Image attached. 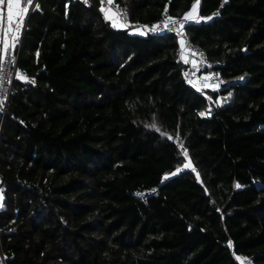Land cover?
<instances>
[{
    "label": "trees",
    "instance_id": "trees-1",
    "mask_svg": "<svg viewBox=\"0 0 264 264\" xmlns=\"http://www.w3.org/2000/svg\"><path fill=\"white\" fill-rule=\"evenodd\" d=\"M111 1L143 24L195 4L188 36L242 80L213 102L176 35L40 0L0 140L8 264H264V0Z\"/></svg>",
    "mask_w": 264,
    "mask_h": 264
},
{
    "label": "built area",
    "instance_id": "built-area-1",
    "mask_svg": "<svg viewBox=\"0 0 264 264\" xmlns=\"http://www.w3.org/2000/svg\"><path fill=\"white\" fill-rule=\"evenodd\" d=\"M40 0H32L31 5L26 6V11L23 12L22 22L20 21L19 13L25 7L23 0H19L20 6L17 7L16 14L12 18V23H7V7L0 5V9L4 10L5 20L3 26H0V140L2 136V126L6 117L11 96L13 93L15 79L18 75L19 56L23 46V39L28 29V24ZM84 7H90L93 0H76ZM104 9L105 14L111 19L118 21L121 27L138 28L142 27L148 34H173L176 35L180 41H183L182 49L185 56V61L189 66L188 79L191 84L197 86L202 93H207L209 90L219 91L221 86V70L217 64L211 60L206 51L198 44L194 43L186 32V27L192 23L200 20L201 15L198 13L194 15L195 18L187 20L184 17L174 19L176 24L161 20L155 24H143L136 20H132L129 14L124 10L122 5L110 0H97ZM220 10H215L211 16H219ZM183 24V28L179 25ZM205 80L212 84L208 86ZM5 179L0 173V208L3 205V193L5 191ZM156 189L152 188L136 193L138 197L144 198L146 195L152 194ZM1 210V209H0ZM235 257L239 264H256L252 256L246 254H237ZM239 258V259H238ZM0 264H8V256L2 248V241L0 237Z\"/></svg>",
    "mask_w": 264,
    "mask_h": 264
},
{
    "label": "snow or ice",
    "instance_id": "snow-or-ice-1",
    "mask_svg": "<svg viewBox=\"0 0 264 264\" xmlns=\"http://www.w3.org/2000/svg\"><path fill=\"white\" fill-rule=\"evenodd\" d=\"M111 2V0H110ZM16 4L18 7L20 6L19 4V0H0V5H6L7 7V21L9 23V25H11L12 23V13H11V9L13 7V4ZM32 0H23V4L25 5V7H23L21 9V12L18 14L20 17V21L22 22V18H23V12L26 11V6L31 5ZM196 11V7L195 4L193 5L192 9H190L189 13H186L184 16V19L187 20L189 18H195L194 13ZM111 19V17H109ZM5 20V13L3 9H0V26H3ZM168 22H171L173 24H176V21L171 20V18L169 17L167 19V21L165 22V27L168 26ZM114 23H116V21H114ZM180 28H183V24L181 23L179 25ZM181 44H183V41H181ZM185 167H188V165H185ZM239 259V258H238Z\"/></svg>",
    "mask_w": 264,
    "mask_h": 264
},
{
    "label": "rangeland",
    "instance_id": "rangeland-1",
    "mask_svg": "<svg viewBox=\"0 0 264 264\" xmlns=\"http://www.w3.org/2000/svg\"><path fill=\"white\" fill-rule=\"evenodd\" d=\"M195 15H197V14H195ZM7 20V19H6ZM114 21H116V20H114ZM7 23H8V21H7ZM116 23H118L117 21H116ZM134 32H142V30L141 29H136ZM223 79V78H222ZM242 80V78H234V79H223L222 81H223V83H222V81H221V86H222V88L221 89H223V88H225V87H227V85L228 84H230V83H233V82H236V81H241ZM212 83L211 82H209V83H207V85L208 86H210ZM220 89V90H221ZM213 102L215 101V100H213V98L210 96L209 97ZM230 98H231V94H228V95H221L219 98H218V101H216V103L218 102L219 104H224V103H228L229 101H230ZM212 110V107L211 106H209L208 108H207V110L204 112L205 114H209L210 113V111ZM185 165H188V167H190V168H193L192 167V165H191V163L190 162H186V164ZM185 167V166H184Z\"/></svg>",
    "mask_w": 264,
    "mask_h": 264
},
{
    "label": "bare ground",
    "instance_id": "bare-ground-1",
    "mask_svg": "<svg viewBox=\"0 0 264 264\" xmlns=\"http://www.w3.org/2000/svg\"><path fill=\"white\" fill-rule=\"evenodd\" d=\"M39 4V3H38ZM102 8V7H101ZM102 10L104 11V9L102 8ZM125 10V9H124ZM104 14H105V12H104ZM105 16L108 18V16L105 14ZM130 16V15H129ZM31 19V18H30ZM108 19H110V18H108ZM110 20H112V21H114L115 19H110ZM118 22V21H117ZM29 23H30V21H29ZM119 24V23H118ZM29 25V24H28ZM120 25V24H119ZM27 32V31H26ZM24 38H25V36H24ZM23 44H24V39H23ZM22 50H23V46H22V49H21V52H20V56H21V53H22ZM20 56H19V59H20ZM18 69H19V65H18ZM18 75H19V71H18ZM18 75H17V77H18ZM16 77V78H17ZM16 80V79H15ZM223 79H222V77H221V81H222ZM205 84H207V83H209V81H207V80H205V82H204ZM15 84V83H14ZM197 87V86H196ZM14 89V88H13ZM8 112V111H7ZM7 115V114H6ZM5 119H6V117H5ZM5 119H4V122H5ZM3 126H4V123H3ZM3 126H2V131H3ZM3 248V247H2Z\"/></svg>",
    "mask_w": 264,
    "mask_h": 264
},
{
    "label": "crops",
    "instance_id": "crops-1",
    "mask_svg": "<svg viewBox=\"0 0 264 264\" xmlns=\"http://www.w3.org/2000/svg\"><path fill=\"white\" fill-rule=\"evenodd\" d=\"M17 5L14 3L13 4V7L11 9V13H12V18H14L15 14H16V11H17ZM7 17V16H6Z\"/></svg>",
    "mask_w": 264,
    "mask_h": 264
},
{
    "label": "water",
    "instance_id": "water-1",
    "mask_svg": "<svg viewBox=\"0 0 264 264\" xmlns=\"http://www.w3.org/2000/svg\"><path fill=\"white\" fill-rule=\"evenodd\" d=\"M222 83H223V81H222ZM4 208H5V205H2L0 209H4Z\"/></svg>",
    "mask_w": 264,
    "mask_h": 264
}]
</instances>
